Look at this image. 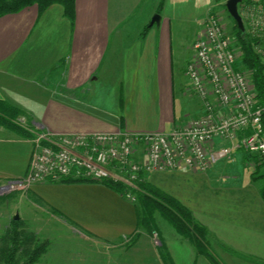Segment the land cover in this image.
<instances>
[{
	"label": "crops",
	"instance_id": "crops-1",
	"mask_svg": "<svg viewBox=\"0 0 264 264\" xmlns=\"http://www.w3.org/2000/svg\"><path fill=\"white\" fill-rule=\"evenodd\" d=\"M213 3L75 0L72 25L59 4L40 16L35 5L2 16L0 100L18 110L15 123L22 119L17 125L33 138L35 133L169 132L183 126L201 113V105L188 80L187 86L181 81L193 51L183 55L176 35L194 17L200 26L196 39ZM156 14L160 24L150 26ZM33 138L0 125V187L25 176ZM215 169L196 174L206 177ZM231 182L210 188L196 210L181 204L206 228L208 245L220 264H264L262 193ZM30 190L46 199L55 215L86 230L98 232L91 224L106 228L99 230L102 238L125 237L137 229L133 203L101 184H40ZM160 239L173 264H210L172 227L164 235L160 232ZM141 240L147 242L140 236L136 244Z\"/></svg>",
	"mask_w": 264,
	"mask_h": 264
},
{
	"label": "built area",
	"instance_id": "built-area-1",
	"mask_svg": "<svg viewBox=\"0 0 264 264\" xmlns=\"http://www.w3.org/2000/svg\"><path fill=\"white\" fill-rule=\"evenodd\" d=\"M239 8L250 31L264 39V0L240 2ZM192 49L185 76L201 105L198 116L169 132L36 133L25 176L6 182L0 193L71 178L121 183L125 199L135 202L136 182L150 173H206L233 162L238 151L250 156L252 165L264 166V106L257 101L252 72L240 66V46L215 12L204 19Z\"/></svg>",
	"mask_w": 264,
	"mask_h": 264
},
{
	"label": "rangeland",
	"instance_id": "rangeland-1",
	"mask_svg": "<svg viewBox=\"0 0 264 264\" xmlns=\"http://www.w3.org/2000/svg\"><path fill=\"white\" fill-rule=\"evenodd\" d=\"M224 4L225 1L223 0L213 3L204 19L209 13L215 12L220 18L226 35L235 45L240 46L236 37V23L228 14ZM238 12H240V8ZM198 21L199 19H194V17L190 18L188 26L176 35L180 38L183 48H185L183 55L191 56L192 54L196 31L200 28ZM242 21L244 32L253 40V52L264 64V39L250 31L244 18H242ZM172 25L174 29V22ZM254 39L258 42L257 44H255ZM240 66L242 69L247 70L242 64ZM51 75L52 71L48 76L51 77ZM180 78L187 86V83H185L186 76L181 75ZM247 159L245 152L238 151L234 154L233 162L217 164L216 169L206 177H202L201 174H196V172H187V170H179L174 175L167 173L147 174L145 177L147 181L164 192H168L191 209L198 205V200L202 199L204 201V197L210 188H217L227 181H233L231 183H235V186H249L259 190L264 201V166L252 165V159L250 161ZM171 175H173L172 178L167 177ZM40 184L58 183L44 181L35 183L32 187ZM30 189L24 192L0 193V236L9 227L13 217L18 215L19 220L24 222L26 228L33 232L40 242L48 241L47 251L41 256L37 264H166L160 257L156 258L155 254L160 256L158 249L161 241L160 232L163 235L166 234L168 230H171V226L157 213L154 214L156 229L152 232H147L142 227L137 226L135 231L125 237L113 240L105 239L102 238L103 234L101 233L106 228L96 229L95 225L91 224L92 227L90 225L89 228H93L98 232L86 230L85 227L75 224L70 219L57 213L55 215L53 213L54 208L47 203L46 199ZM128 202L133 203L135 209L136 202ZM140 236L144 237L147 242L141 240L137 245L136 242Z\"/></svg>",
	"mask_w": 264,
	"mask_h": 264
},
{
	"label": "trees",
	"instance_id": "trees-1",
	"mask_svg": "<svg viewBox=\"0 0 264 264\" xmlns=\"http://www.w3.org/2000/svg\"><path fill=\"white\" fill-rule=\"evenodd\" d=\"M221 1V0H216ZM226 1V0H223ZM245 2L244 0L240 1ZM59 4L63 15L72 25L75 15V0H0V17L15 14L24 8L35 5L38 16L51 5ZM236 25V24H235ZM237 27V25H236ZM236 37L241 47L240 65L252 72V81L257 94V101L264 106V64L253 52V40L237 27ZM255 44L258 42L254 39ZM18 110L0 100V125L14 130L21 137L33 138V135L15 123ZM51 182V181H50ZM58 183H97L125 198L127 187L112 181H85L62 178ZM56 182V183H57ZM135 212L137 226L147 232L156 229L154 214L157 213L182 238L188 240L198 255L204 256L210 264H220L210 250L207 230L193 216V213L181 202L147 182L144 177L135 184ZM48 248V241L40 242L21 220L10 222L9 227L0 236V264H37ZM160 258L166 264H173L159 245Z\"/></svg>",
	"mask_w": 264,
	"mask_h": 264
},
{
	"label": "water",
	"instance_id": "water-1",
	"mask_svg": "<svg viewBox=\"0 0 264 264\" xmlns=\"http://www.w3.org/2000/svg\"><path fill=\"white\" fill-rule=\"evenodd\" d=\"M241 0H226L225 1V7H226V10L228 12V14L232 17V19L235 21L238 29L240 31H244V27H243V21L238 13V9H237V6L238 4L240 3ZM160 16L159 15H154L150 21V26L152 25H156V26H159L160 24ZM13 220L14 221H18L19 220V216L18 215H15L13 217Z\"/></svg>",
	"mask_w": 264,
	"mask_h": 264
}]
</instances>
